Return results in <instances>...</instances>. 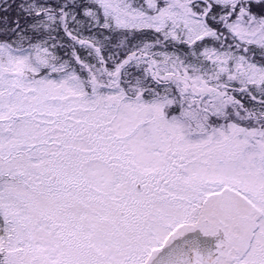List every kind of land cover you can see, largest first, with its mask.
<instances>
[{
    "label": "snow or ice",
    "instance_id": "6c2138e0",
    "mask_svg": "<svg viewBox=\"0 0 264 264\" xmlns=\"http://www.w3.org/2000/svg\"><path fill=\"white\" fill-rule=\"evenodd\" d=\"M0 264H264V0H0Z\"/></svg>",
    "mask_w": 264,
    "mask_h": 264
}]
</instances>
